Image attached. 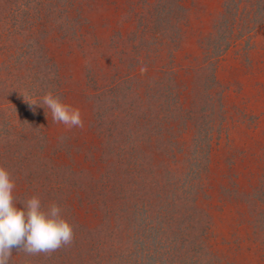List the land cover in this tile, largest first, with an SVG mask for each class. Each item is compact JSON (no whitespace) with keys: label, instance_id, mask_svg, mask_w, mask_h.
Here are the masks:
<instances>
[{"label":"rangeland","instance_id":"rangeland-1","mask_svg":"<svg viewBox=\"0 0 264 264\" xmlns=\"http://www.w3.org/2000/svg\"><path fill=\"white\" fill-rule=\"evenodd\" d=\"M0 165L74 233L8 264H264V0H0Z\"/></svg>","mask_w":264,"mask_h":264},{"label":"clouds","instance_id":"clouds-1","mask_svg":"<svg viewBox=\"0 0 264 264\" xmlns=\"http://www.w3.org/2000/svg\"><path fill=\"white\" fill-rule=\"evenodd\" d=\"M28 102L47 107L54 123H62L69 129L83 127L80 109L63 102L51 91L40 102ZM14 188L8 169L0 165V264H8L13 249H22L29 256L50 254L72 242L73 228L61 215L58 204L52 203L45 209L36 195L16 203Z\"/></svg>","mask_w":264,"mask_h":264},{"label":"trees","instance_id":"trees-1","mask_svg":"<svg viewBox=\"0 0 264 264\" xmlns=\"http://www.w3.org/2000/svg\"><path fill=\"white\" fill-rule=\"evenodd\" d=\"M11 19H13V20H14V18H11Z\"/></svg>","mask_w":264,"mask_h":264}]
</instances>
